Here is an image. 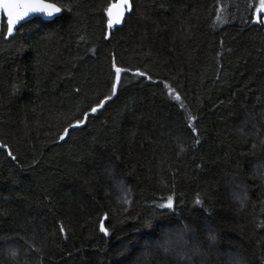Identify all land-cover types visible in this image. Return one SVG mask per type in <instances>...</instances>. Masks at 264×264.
Masks as SVG:
<instances>
[{"label": "trees", "instance_id": "1", "mask_svg": "<svg viewBox=\"0 0 264 264\" xmlns=\"http://www.w3.org/2000/svg\"><path fill=\"white\" fill-rule=\"evenodd\" d=\"M49 1L0 30V264H264L257 0Z\"/></svg>", "mask_w": 264, "mask_h": 264}, {"label": "snow or ice", "instance_id": "2", "mask_svg": "<svg viewBox=\"0 0 264 264\" xmlns=\"http://www.w3.org/2000/svg\"><path fill=\"white\" fill-rule=\"evenodd\" d=\"M113 7L118 6H109L105 9L107 13V25L109 28H112L115 24H119L121 22L120 17L123 16V12H120L117 14L116 17L113 16ZM125 8H130V5H128L127 0H125ZM0 10H3V12L7 16V31L9 34L13 32V27L16 25V23L21 20L24 16H27L30 12H41L45 13L48 16H52L56 13H59L61 11V8L57 7L53 3H45L44 0H0ZM256 11L258 13H264V0H259V6L257 7ZM113 67L115 69V82L112 84V94L109 96H105L102 100L99 101L95 106L90 108L89 112H85L83 114V119H77L74 123L69 124L67 128L63 130V133L60 135V140H64L67 135H69L70 129H76L80 128L83 125H86L88 118L92 114H96L99 109H102L105 104L108 101H111L112 98L117 94V88L120 83L121 79V72L122 69L119 67H116L115 62L113 63ZM140 76H145L146 73L138 72L137 73ZM149 80H151V77H148ZM167 87L168 92L172 94L174 92V89H172L170 86L165 85ZM175 99L180 100L179 94H175ZM183 107V105H181ZM195 117H189V121L195 120ZM192 131L195 132L196 128L193 127ZM0 147L7 148V145H0ZM9 156L12 155V153L9 151ZM196 204H200L201 201L197 199L195 201ZM160 209H173L174 208V198L173 196L169 195L165 202L160 203L157 205ZM146 227H151L150 222H146ZM61 232L64 231L63 228L60 229ZM100 231L103 232L105 235L108 234V229L104 226L103 223L100 225ZM182 239V237H181ZM212 239H215V237H212ZM167 250V249H166Z\"/></svg>", "mask_w": 264, "mask_h": 264}, {"label": "water", "instance_id": "3", "mask_svg": "<svg viewBox=\"0 0 264 264\" xmlns=\"http://www.w3.org/2000/svg\"><path fill=\"white\" fill-rule=\"evenodd\" d=\"M45 3H52V1H49V0H44ZM132 0H127V3L128 5H130V8L126 9L125 8V0H117L116 3H113L112 6H118V7H113V16L116 17L118 13L120 12H123V16L120 17L121 19V22L119 24H115L112 28H109L108 27V33L111 32V29H114V28H120L123 26L124 24V21H125V18H126V15L128 13H131L132 10H133V3H131ZM57 7L61 8V11L59 13H56L52 16H48L46 15L45 13H41V12H30L27 16H24L21 20H19L16 25H14L13 27V32L11 34L8 33V31L6 32V37L7 38H11L13 36H15L16 34V29L21 26L22 24L26 23L27 21H30L34 18H41L42 20H45V21H53V19L55 20V18H58L62 15L63 13V9L61 6H58V4L54 3ZM264 19V13H255L254 15V20L251 24L253 25H256L257 23H259L261 21V19ZM4 21L6 22V25H7V16L6 14L3 12V10H0V30L3 26V23Z\"/></svg>", "mask_w": 264, "mask_h": 264}, {"label": "rangeland", "instance_id": "4", "mask_svg": "<svg viewBox=\"0 0 264 264\" xmlns=\"http://www.w3.org/2000/svg\"><path fill=\"white\" fill-rule=\"evenodd\" d=\"M258 6H259V0H257L256 3H255L256 9H257ZM256 9H255V11H256Z\"/></svg>", "mask_w": 264, "mask_h": 264}]
</instances>
